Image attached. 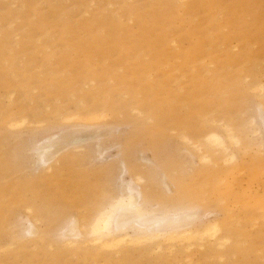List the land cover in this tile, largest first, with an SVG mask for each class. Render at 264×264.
<instances>
[{
    "label": "rangeland",
    "instance_id": "obj_1",
    "mask_svg": "<svg viewBox=\"0 0 264 264\" xmlns=\"http://www.w3.org/2000/svg\"><path fill=\"white\" fill-rule=\"evenodd\" d=\"M259 83L264 0H0V264H264ZM90 112L106 116L77 128L61 118ZM10 117L26 123L11 129ZM220 123L239 139L226 143L234 159L203 147L210 160L200 161L185 137H225ZM48 139L50 151L71 142L50 170L32 157ZM119 158L167 194L181 182L193 225L215 221L225 244L209 237L168 254L85 241L100 199L129 177ZM104 163L107 174L97 172ZM49 173L56 179H39ZM72 218L84 226L76 250L60 240Z\"/></svg>",
    "mask_w": 264,
    "mask_h": 264
},
{
    "label": "bare ground",
    "instance_id": "obj_2",
    "mask_svg": "<svg viewBox=\"0 0 264 264\" xmlns=\"http://www.w3.org/2000/svg\"><path fill=\"white\" fill-rule=\"evenodd\" d=\"M257 86L258 88L256 89H259L258 91L264 94V84L259 83ZM253 89H255V87H253ZM258 107L257 117L259 118V121L257 117H253L252 121L255 124L254 133H258V136L260 137L264 132V99ZM99 113L100 114H98V116L96 112H90L83 115L85 118H87L86 120L82 116L81 117L83 119H81L76 113L74 116L73 114L64 115L61 118L66 123L76 126V128L78 126L82 127L84 125L87 127L94 125L93 121L106 116V114H103L102 112ZM58 118L60 119V116ZM62 119L60 120L61 122ZM71 120L74 121L71 122ZM6 122L7 126L11 129H18L21 125L26 123L24 117H10L9 121ZM220 129L225 132V137H223L217 131L207 132L206 134L202 135V139L198 142H194L184 136L186 143L190 144L193 149L201 153V160L198 157L200 161L203 160L208 162L210 160L209 153H207V151H203V147H214L213 154L222 152L226 153L227 160L234 159L235 155L233 152L228 151V146L226 143L229 141L231 143L237 144L239 143V139L229 124L220 123ZM50 139H48V141L43 144H39V142L38 144L35 143L32 148V157L34 158L33 162L37 163L38 165L49 163L44 167L47 170L52 168L54 162H60L62 158L65 159V154L63 153H65L71 143L67 141L65 144H61L59 147H56L54 150L50 151ZM63 140L65 141L66 139ZM66 157L69 159V161L68 159L66 160L70 164L74 163L76 160L74 153H69L66 155ZM120 165L122 167V172L129 175V177L120 178L121 176H118L119 179L117 178V180H119V183L117 185L118 187L115 191V194H113L112 197L105 199L101 198L100 202L98 204L96 203L97 205L95 210L89 208L90 211L91 209L94 211V214L89 220H87L89 228H87V231H84V233L90 238L86 239L85 241H89V244L91 242L92 246L105 251H110L124 245L129 247L146 245L149 247L152 246L157 250H161L163 247H166L168 254L172 253L177 247H181L185 250H189L194 246L203 248L209 237L210 239H214L212 241L216 248H220L225 244L223 241L225 239L223 237L214 236L220 230L219 224H217L215 221L209 222L202 227L193 225L192 220L196 215V208L185 205L188 203V197L185 193V190H181V182L179 183V190L177 185L174 183L175 191L173 193L169 192V194H167L164 190L163 192L162 190H158V182L153 181L154 178L151 176V184H145L144 177L141 176L137 171L140 169V167H129L123 160H120ZM109 170V163H104L103 166L97 168V172L105 174H107ZM132 171H134V173L130 174ZM160 176V178H162L160 179L162 187L168 188L166 182L167 175L165 174V171ZM40 177L41 178H38L44 181L51 180L54 177L56 179V175L53 173L43 175L40 174ZM175 181L178 180L176 179ZM115 183L117 182L115 181ZM147 187L149 188L147 189ZM82 228H84V226L79 223V220L72 218V225L65 233L62 232L63 235L60 237V240L68 250H76V246L80 242L77 241V238L80 240L84 237ZM26 232L30 234V239H33L37 233V230L32 225V228L29 230L27 229Z\"/></svg>",
    "mask_w": 264,
    "mask_h": 264
}]
</instances>
